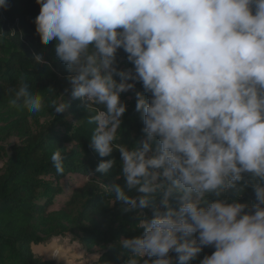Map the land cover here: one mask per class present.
<instances>
[{
  "label": "clouds",
  "instance_id": "obj_1",
  "mask_svg": "<svg viewBox=\"0 0 264 264\" xmlns=\"http://www.w3.org/2000/svg\"><path fill=\"white\" fill-rule=\"evenodd\" d=\"M35 3V33L42 44L53 42L72 97L95 124L89 147L99 157L120 154L124 185L110 190L124 212L151 208L152 218L137 225L141 235L119 242L124 264H190L205 247L215 250L199 264H264V0ZM118 50L130 69L118 70ZM34 59L46 64L43 54ZM130 90L143 123L138 149L116 143L126 112L120 97ZM10 91L12 108L36 114L45 107L23 78ZM47 106L66 109L62 96ZM115 163L100 162L95 172ZM51 164L64 173L59 149ZM248 187L251 206L229 201L228 193L238 198Z\"/></svg>",
  "mask_w": 264,
  "mask_h": 264
},
{
  "label": "trees",
  "instance_id": "obj_2",
  "mask_svg": "<svg viewBox=\"0 0 264 264\" xmlns=\"http://www.w3.org/2000/svg\"><path fill=\"white\" fill-rule=\"evenodd\" d=\"M7 2V9H0V33L5 36L0 38V139L13 137L17 143L10 146L9 153L0 150V264H38L32 246L59 235L77 238L86 251L97 249L96 264H123L128 253L119 242L141 235L137 225L142 219L152 218L151 208L123 211L126 205L110 190L114 184L124 185L122 177L117 179L121 173L120 154L114 150L109 157H99L89 147L95 124L87 123L89 113L79 99L65 97L70 85L66 66L56 58L53 42L42 44L35 33L39 6L35 0ZM13 32L15 35H10ZM3 39L10 45L6 55L1 50ZM37 54H43L46 64L35 61ZM117 55L123 70L132 67L123 50ZM21 78L44 96L45 107L40 113L9 106L13 94L10 90L18 87ZM114 79L119 81L118 77ZM135 90L143 91L139 83ZM129 95L131 105L127 108L124 103L126 112L116 143L138 149L144 138L143 123L141 113L135 110L134 92L130 90ZM60 96L66 109L55 113L47 105ZM56 149L63 157V174H57L51 164ZM110 159L116 163L107 173L95 172L100 162ZM89 174V182L75 189L62 208L48 210L62 192L59 182L63 178ZM227 196L230 202L238 199L249 206L256 202L251 187L238 198L231 192ZM170 206H176L173 199ZM214 250L205 247L190 264H199ZM170 255L176 259L175 253Z\"/></svg>",
  "mask_w": 264,
  "mask_h": 264
},
{
  "label": "rangeland",
  "instance_id": "obj_3",
  "mask_svg": "<svg viewBox=\"0 0 264 264\" xmlns=\"http://www.w3.org/2000/svg\"><path fill=\"white\" fill-rule=\"evenodd\" d=\"M1 45L2 55H6L9 51V43L3 39ZM120 52V50H118ZM117 52V54H118ZM118 70H123L120 65L121 60L116 56ZM72 86L69 85L68 90L65 92V97L70 98ZM130 91L121 94V101L127 104V108L130 107ZM17 143L16 138H10L7 140L0 139V150L5 149L10 152V146ZM50 178H46L48 180ZM87 178L81 177H65L59 184L61 186V193L56 196L54 204L48 209L49 211H55L62 208L63 204L68 200L71 193L81 187ZM33 251L38 264H96L97 260L93 257L98 255V250L93 249L86 251L80 244L77 238L69 235H59L58 237H52L40 243L39 245H33ZM124 264V263H123Z\"/></svg>",
  "mask_w": 264,
  "mask_h": 264
}]
</instances>
